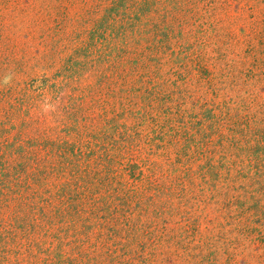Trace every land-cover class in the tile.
Returning <instances> with one entry per match:
<instances>
[{
  "label": "rangeland",
  "instance_id": "374dc122",
  "mask_svg": "<svg viewBox=\"0 0 264 264\" xmlns=\"http://www.w3.org/2000/svg\"><path fill=\"white\" fill-rule=\"evenodd\" d=\"M72 1L0 0V92L13 89L16 95L28 101L27 106L20 107L21 112L11 120L9 126L13 130L8 138L15 137V147L24 151L31 149L27 145L29 140H38L72 146L75 152L79 149L84 158L90 156L91 151L94 158L109 155V162L105 164L109 171H117L116 181L143 191L144 207L140 209L146 206L148 213L140 216V210L133 202L131 219L134 225L145 226L155 221L159 229L166 227L168 232L174 229L179 233L181 228L184 230L199 217L203 230L201 242L190 238L189 241H194L189 247L195 249V254L201 251L202 255H207L212 251L206 240L207 231L212 230L208 220L214 215L210 213L214 212L209 213L207 207L204 210L203 204L184 206L169 197H157L153 203L155 206L151 207L153 200L148 199L152 195L144 192L148 182L158 185L171 180L168 177L170 163L177 149L175 144L154 140L160 134L166 141L170 139V127L161 128L168 118L160 106L165 105L171 116L179 120L173 127L178 129L176 134L179 137L172 136V139L180 143H183L181 137L187 134L199 138L198 135L203 133L196 134L197 122L208 121L210 116L219 119L228 113L232 118H250L251 124L264 121V0H173L191 11L187 15V25L174 28L172 35L173 42L179 43L185 52L178 53L182 48L177 47L173 54L169 51L171 66L163 68L158 75L156 73L160 78L154 82L156 88L153 91L168 96L167 100L159 96L157 102L150 101V88L146 89V86L140 94L132 97L127 93L119 98L112 97L121 88L119 78L123 66L118 67L124 59H132L133 52L149 43L156 44L153 41L159 39L157 31L145 36L147 43L129 48L122 60L112 57L96 62L101 50L98 46L95 49L88 46L94 45L96 37H89L86 31L91 30L92 25L88 27L86 23L93 17L96 20L101 18V11L96 14L90 7L101 3L102 10L109 0H77V7H70ZM151 17L155 23L159 22L156 15ZM8 44L9 50H5ZM106 53L103 50V54ZM177 56L185 59L187 67L177 64ZM127 68L128 65L124 70ZM112 72L116 74L113 76ZM149 103L153 112L147 106ZM2 115L0 113V123L4 122ZM94 115L98 116L96 121H88ZM153 118L158 121L152 122ZM112 142L116 146L111 145ZM242 148L246 150V147ZM229 159L234 160L233 157ZM239 179L236 185L247 183ZM53 181L63 185L69 183L70 178ZM110 187L114 189L118 185L114 182ZM105 190L100 194L102 197L109 193ZM55 191L53 189L52 193ZM163 203L166 213L177 215L169 217L170 214H165L156 219V212L161 213L163 209L158 206ZM21 216V213L17 214V207L0 210V233L10 231L16 237L0 238V248L10 250L9 253H0V264H187L188 261L185 253V263L176 262L170 256L166 259L162 254L166 251L164 245L144 249L142 237L137 242L122 244L127 247L126 256L124 251L110 253L112 256L106 254L107 249L97 245L94 237L82 248L87 253L82 257L73 250L79 241L83 242L84 236H77L78 242L69 238L60 245L51 237V234H57V227L48 231V225L42 223L36 231L27 233L10 228L9 225H20L14 219ZM165 219L169 222L162 224ZM37 223L41 221L37 220ZM27 243L36 246L25 253ZM108 246L113 252L114 247ZM177 248L170 249L180 253ZM60 251L63 257L58 260L54 255Z\"/></svg>",
  "mask_w": 264,
  "mask_h": 264
},
{
  "label": "trees",
  "instance_id": "16d2710c",
  "mask_svg": "<svg viewBox=\"0 0 264 264\" xmlns=\"http://www.w3.org/2000/svg\"><path fill=\"white\" fill-rule=\"evenodd\" d=\"M77 4L78 1L74 0L69 5L77 7ZM101 6L100 3L90 7L96 14L101 11V18L96 20L93 17L86 23L88 27L92 25L91 30L86 31L89 37H96L94 45H87L94 46V49L98 46V50H101L96 62L112 57L114 60H122L127 56L129 48L134 49L141 42L147 43L145 36L148 34L157 31L159 36L158 40L153 41L156 44L149 43L133 52L132 59L123 60L118 67L120 69L123 66L119 78L121 88L117 94L113 93V99L119 98L123 93L131 97L140 94L146 86V89L150 88L151 102H157L159 96L166 97L167 100V94L153 91L156 88L154 82L160 78L157 75L163 72V68L172 64V59L168 57L169 51L173 54L177 47L182 48L178 53L185 52L179 43L173 42L172 35L174 28L180 29L187 25V15L191 11L173 0H109L102 10ZM89 14L91 15L90 11ZM151 15H156L159 22L155 23ZM4 49L9 50V44ZM103 50L108 53L103 54ZM175 61L180 67H187L184 58L177 56ZM127 65L128 70H124ZM112 74L114 76L116 72ZM14 92L13 89L0 92V113L4 117V122L0 123V210L17 207V214H22L14 219L20 225H9L10 228L27 233L29 230L36 231L42 223L48 225V231L57 227V234H51V237L58 240L60 245L66 239L73 238L74 242H78L77 236H84L83 242L79 241L80 244L75 245L73 250L82 257L87 255L82 248L91 238L96 237L97 245L107 249L106 254L124 251L123 255L126 256L127 247L122 244L137 242L142 237L145 241L144 249L164 245L166 251L162 253L163 256L166 259L170 256L176 262L185 263L187 257V264H264V125H260L264 121H254L252 125V119L232 118L228 113L219 119L210 116L207 117L208 121L197 122L199 126L196 134L203 133L197 134L199 138L187 134L181 137L183 143H180L172 139V136L177 139L178 129L173 127L179 120L171 116L170 109L165 105L160 106L162 113L168 118L161 128L170 127V139L166 141L164 135L160 134L154 140L162 144H175L177 149L170 163L168 177L171 180L158 185L148 182L144 192L152 195L148 199L153 200L151 207L155 206L153 203L157 197H169L184 203V206L203 204L204 210L207 207L210 209L208 212H214H209L211 216L214 215L209 217L208 223L212 230L207 231L206 238L212 251L202 255L201 251L195 254V249L191 250L189 247L196 238L201 242L203 230L200 228L199 217L184 230L181 228L179 233L174 229L168 232L166 227L159 229L155 221L145 226L139 223L134 225L131 219L133 202L140 210V216L148 213L146 206L145 209H140L144 207L143 191L116 181L117 171H109L105 164L109 162V155L94 158V152L91 151V157L84 158L80 150L76 149L75 152L72 146L38 140H29L27 143L33 150L24 151L15 147V137L8 138L9 132L13 130L9 125L21 112L22 106H27L28 101ZM12 100L16 101L15 104L11 103ZM151 105L149 103L147 106L153 112ZM106 113L104 111V115ZM125 113L127 112H123ZM93 117L88 118V121L95 122L98 116ZM151 120L158 121L156 118ZM180 130L185 131L182 128ZM162 132L164 133L163 130ZM111 145L116 146L113 142ZM242 147H246V150ZM40 152L46 154L43 156ZM230 157L234 160H230ZM93 164L98 167L93 168ZM66 177L70 178L69 183H52L57 178ZM239 178L247 183L236 185ZM114 182L118 187L113 189L110 186ZM53 189L56 190L54 193ZM104 189L109 193L102 197L100 194ZM165 206L164 203L163 206H158L163 209L161 213L156 212V219L165 214H170L169 217L177 215L173 212L166 213ZM212 206L214 209H211ZM37 220L41 223H37ZM166 220L162 224L169 222ZM0 238L4 240L16 237L9 231L0 233ZM190 238L194 239L189 241ZM27 244L25 253L31 247ZM108 245L114 247L113 252ZM173 246L178 247L180 253L171 250ZM0 249V253L10 252L7 248ZM183 253L186 254L185 258ZM54 257L60 260L63 257L62 251Z\"/></svg>",
  "mask_w": 264,
  "mask_h": 264
}]
</instances>
